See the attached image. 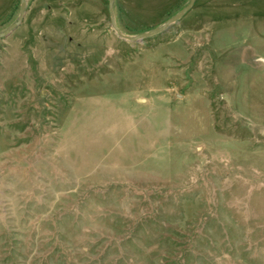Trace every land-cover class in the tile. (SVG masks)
I'll list each match as a JSON object with an SVG mask.
<instances>
[{"label":"rangeland","instance_id":"rangeland-1","mask_svg":"<svg viewBox=\"0 0 264 264\" xmlns=\"http://www.w3.org/2000/svg\"><path fill=\"white\" fill-rule=\"evenodd\" d=\"M190 0H113L135 37ZM20 0H0V33ZM0 264H264V0H196L139 41L109 0H25L0 39Z\"/></svg>","mask_w":264,"mask_h":264},{"label":"water","instance_id":"water-1","mask_svg":"<svg viewBox=\"0 0 264 264\" xmlns=\"http://www.w3.org/2000/svg\"><path fill=\"white\" fill-rule=\"evenodd\" d=\"M196 0H190L189 4L184 7L182 10H180L178 13H176L174 16H172L171 18L167 19L161 27L152 29L148 32L145 33H140L138 35H136L135 37H129V36H125L121 33V31L118 29V27L115 24V20H114V15H113V0H109V15H110V23H111V27L112 29L115 31L116 35L123 40L129 41V42H135V41H139L142 40L144 38L156 35L160 32H162L165 28H167L169 25L179 21L181 18H183L194 6ZM24 12H25V0H20V12H19V17L17 19V21L15 23H13L12 25H10L5 31H3L2 33H0V39H4L7 36H9L16 28L19 27V25L21 24L23 17H24Z\"/></svg>","mask_w":264,"mask_h":264}]
</instances>
